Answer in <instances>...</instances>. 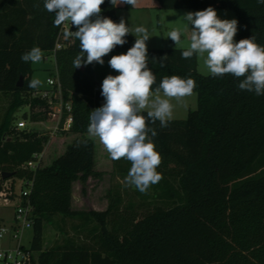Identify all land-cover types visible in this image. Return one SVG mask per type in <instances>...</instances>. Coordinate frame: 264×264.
I'll use <instances>...</instances> for the list:
<instances>
[{
  "label": "trees",
  "instance_id": "1",
  "mask_svg": "<svg viewBox=\"0 0 264 264\" xmlns=\"http://www.w3.org/2000/svg\"><path fill=\"white\" fill-rule=\"evenodd\" d=\"M157 1L163 9H232L238 21L234 40L254 36L264 46V4L257 0ZM44 2L0 0V93L12 96L0 122V174L12 176L0 180V193L6 181L27 182L30 193L21 204L29 200L33 207L34 264H264V95L240 90L243 78L200 73L198 55L182 58L186 49L147 48L148 68L156 77L153 90L165 76L190 77L198 97L197 109L185 119H172L167 127L147 121L157 132L152 140L162 157L157 168L162 179L150 187L161 204L142 213L117 191L110 192L104 211L73 208L74 183L105 174L98 162L102 145L98 149L87 132L90 112L104 98L97 89L96 63L73 67L77 39L62 38L63 47L54 52L62 25L54 27L55 13ZM117 8L105 0L101 17L119 23ZM125 39L113 51H128L136 37ZM34 46L43 56L54 55L63 95L72 103V126L59 133L75 139L54 159L57 150H46L53 145L51 136L11 126L14 112L24 105L31 122L57 119L48 102L34 96L40 86L28 87L33 63L21 56ZM141 114L147 118V111ZM108 157L112 174L126 177L131 162ZM30 161L38 162L35 168ZM68 222L78 237L63 227ZM45 224L62 225L66 235L48 249Z\"/></svg>",
  "mask_w": 264,
  "mask_h": 264
},
{
  "label": "clouds",
  "instance_id": "2",
  "mask_svg": "<svg viewBox=\"0 0 264 264\" xmlns=\"http://www.w3.org/2000/svg\"><path fill=\"white\" fill-rule=\"evenodd\" d=\"M137 2L110 0L113 7L120 4L135 7ZM257 2L264 4V0ZM104 3L105 0H45L44 8L55 13L54 27L70 24V28L63 31L65 39L79 41L80 51L73 60L74 69L93 62L103 65V57L116 46L124 45L129 33L136 37L126 53L114 55L108 61L110 68L119 74L104 78L101 91L104 103L90 112L87 132L99 139L112 160L123 158L131 162L124 186L144 193L162 179L157 171L162 157L152 140L157 132L148 126L147 121H159L161 127H167L174 118L172 101L183 104L184 98L193 94L196 85L190 77L172 75L165 76L153 90L156 77L148 68L146 45L152 37L149 30L144 26L129 27L123 18L117 23L101 17ZM93 17L96 18L93 20ZM183 17L191 25L189 45L181 54L183 59H190L193 55L204 57L213 77L231 74L243 78L238 84L240 90L264 95V46L257 44L254 36L236 42L238 21L219 18L213 7L188 12ZM72 26L78 30L72 31ZM168 38L176 46L181 43V32L172 30ZM166 57L161 58V67ZM42 58V50L35 46L21 56L22 61L33 64ZM40 85L41 81L34 78L28 87L38 88ZM144 111H147V118L141 114Z\"/></svg>",
  "mask_w": 264,
  "mask_h": 264
},
{
  "label": "rangeland",
  "instance_id": "3",
  "mask_svg": "<svg viewBox=\"0 0 264 264\" xmlns=\"http://www.w3.org/2000/svg\"><path fill=\"white\" fill-rule=\"evenodd\" d=\"M122 7V4L118 5ZM205 9H163L152 8L149 12H144L138 16L141 19L142 26L146 27L150 34L151 38L146 41L147 48H179L187 49L190 42V27L184 19V15L188 12H196ZM219 18L221 19H236L237 15L232 9H216ZM124 10L120 9L119 13L122 15ZM126 21H132L130 17L123 18ZM172 30H179L181 32V43L176 45L168 38V34ZM130 34V33H129ZM127 51H112L108 55L104 56V66L107 63L109 57L114 55H119L126 53ZM43 56L42 60L39 63L33 64L34 72L32 74V79L38 78L41 81V88H48L47 80L49 78L57 75V67L54 56L49 55ZM204 57L198 56V71L204 75H209V70L207 69L204 63ZM106 60V63H105ZM162 95V93H161ZM12 100V96L5 95L0 93V122L7 113L8 107ZM175 105L174 108V118L173 119H185L191 110H195L198 107V97L197 93L193 92L191 96L184 98L183 104H177L175 100L172 101ZM186 105V106H185ZM30 108L28 105L21 106L18 108L12 117L11 126L18 128V123L21 121L26 122V127L23 130L39 131L49 135L53 139V145L50 142L46 150L50 151V154L53 155L54 159L59 153L64 152L68 144L72 143L75 139V135L61 136L58 130L55 129L53 121L48 122H31L29 120ZM96 141L97 148L99 149L100 141L98 138L93 137ZM102 145V144H101ZM52 147V148H51ZM51 149V150H50ZM104 146L100 147L99 151V165L102 167V170L105 171V174L101 177H89L88 181L83 184L81 181L75 182L73 187V208L75 210H85V211H104L108 208L111 199V193L120 192L122 194L125 204L134 203L139 205L138 208L142 213H145L147 209H152L155 205L161 204V199L159 198L157 192L150 188L146 192L141 193L136 190L134 187L124 186L125 176L119 174H112V168L109 164V157ZM51 161V160H50ZM49 163V162H48ZM29 191L27 182L24 180H16L14 185L11 180L6 181L3 187L2 196L8 197L10 199H3L0 197V229H7V233L3 239H0V248L14 247L17 245V240H12L11 233L14 230V226L17 224H22L21 221H16V211L18 206L21 204L23 194ZM67 226L68 234L71 236H79V231L76 232L72 229L71 223L63 224ZM65 226V228H66ZM34 237V229L24 228L21 233V243L27 248L31 247V243ZM66 235L62 230V225L54 229L51 225L45 224L44 228V249L50 248L56 242H61Z\"/></svg>",
  "mask_w": 264,
  "mask_h": 264
},
{
  "label": "built area",
  "instance_id": "4",
  "mask_svg": "<svg viewBox=\"0 0 264 264\" xmlns=\"http://www.w3.org/2000/svg\"><path fill=\"white\" fill-rule=\"evenodd\" d=\"M102 16V13H100ZM65 28H70V24L62 25L59 40L57 41L54 52L63 47V42L61 41L63 36V31ZM73 31V26L71 28ZM53 52V54H54ZM46 59L49 58L47 55ZM54 56V55H52ZM48 88L39 87L34 93V96H38L46 100L51 107L54 116L57 118L54 122L55 129L58 131H68L70 130L73 123V113H72V103L71 100L66 101L63 95L61 84L58 75L47 80ZM26 127V122L21 121L18 123V128L23 129ZM40 160L41 155H37ZM38 162L30 161L28 163L29 167L35 168ZM28 192L23 194V197L28 196ZM3 192L0 193V197L7 200L8 197L2 196ZM16 221H21L22 224H17L14 226V230L11 233L12 240H17V245L14 247L0 248V264H34L37 259V253L30 248L22 245L21 243V233L24 228H32L34 226L33 219V207L28 200L26 204H20L16 211ZM7 229H0V239H3L7 233Z\"/></svg>",
  "mask_w": 264,
  "mask_h": 264
},
{
  "label": "crops",
  "instance_id": "5",
  "mask_svg": "<svg viewBox=\"0 0 264 264\" xmlns=\"http://www.w3.org/2000/svg\"><path fill=\"white\" fill-rule=\"evenodd\" d=\"M124 5L125 4H122V7L117 8V15H118L119 21L124 17H126V18L130 17L132 21H130V20L126 21V24H127V26L133 27V28L136 26H142L141 19L135 20V19H133L134 17L138 18V16H140V14H142V13L149 12L152 8H159L160 7V4L157 0H138L137 5L135 7H132V8H125ZM120 9L124 10V12H122V15L119 13ZM131 35H133V34H131ZM110 59H111V57L108 58L107 63L105 60V63H106L105 67L104 66L99 67V64L96 63V77L98 80L97 89H102V82L107 75L115 76V75L119 74L118 72H116L115 70L110 68V66L108 64V61ZM103 103L104 102H102L101 106L103 105ZM39 123H43V122H39ZM74 185H75V183H74Z\"/></svg>",
  "mask_w": 264,
  "mask_h": 264
},
{
  "label": "water",
  "instance_id": "6",
  "mask_svg": "<svg viewBox=\"0 0 264 264\" xmlns=\"http://www.w3.org/2000/svg\"><path fill=\"white\" fill-rule=\"evenodd\" d=\"M12 176V173H9V172H3L0 174V180L1 179H7V178H10Z\"/></svg>",
  "mask_w": 264,
  "mask_h": 264
}]
</instances>
